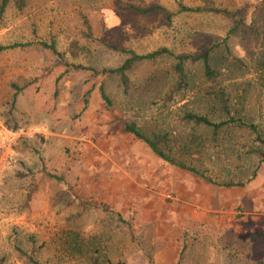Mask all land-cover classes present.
<instances>
[{"label":"rangeland","instance_id":"obj_1","mask_svg":"<svg viewBox=\"0 0 264 264\" xmlns=\"http://www.w3.org/2000/svg\"><path fill=\"white\" fill-rule=\"evenodd\" d=\"M213 1L248 5L247 23L257 31L231 35L227 48L214 51L215 82L205 81L198 62L187 63L188 87L170 94L173 57L140 62L127 73L126 92L116 78L103 80L111 111L98 81L66 72L48 51L0 53V264H95L104 257L112 264H264V161L246 155L254 136L226 127L213 140L209 129L181 120L188 111L222 121L204 98L222 87L264 137V3ZM202 2L23 0L0 18V45L36 35L53 39L70 62L118 65L121 55L96 42L72 58L69 37L87 24L93 37L118 49L197 56L219 45L228 20L188 13L167 23L165 13L139 15L129 6L176 12L178 3ZM10 84L24 88L14 109ZM125 123L164 134L165 152L215 184L164 163L123 131ZM190 138L201 148L198 163L180 154Z\"/></svg>","mask_w":264,"mask_h":264},{"label":"trees","instance_id":"obj_2","mask_svg":"<svg viewBox=\"0 0 264 264\" xmlns=\"http://www.w3.org/2000/svg\"><path fill=\"white\" fill-rule=\"evenodd\" d=\"M213 2V0H203L201 5L194 7H189L183 5L182 3H178L176 12H166L162 7H159L157 5L143 9H139L131 5L129 6V9L132 12L139 15L165 13L167 23H170L177 14L188 13L213 14L228 20L230 24L229 29L227 31L226 36L221 40L219 45L212 46L207 51L197 56L191 54L173 56L172 53L164 47L143 54H138L135 51L127 48L118 49L116 47H112L108 44H105L101 40L93 37L91 33V28L86 24V22L85 30H82L80 31V33L69 37V47L71 49L70 54L72 58H78L86 52L90 53L91 45L95 44L96 42L97 44L95 45L104 47L107 50L114 51L115 53L121 55V60L118 65H116L115 67L95 68L89 65L87 66L80 63L70 62L68 59H66L65 53L60 52L57 49L56 43L53 39L44 40L36 37V35H34L32 39L24 43L14 42L11 44L0 45V53L8 52L14 49H24L28 47L39 48L40 50L48 51L51 55L55 57L56 65L64 68L66 72L83 73L89 79L98 81L97 91L99 93L100 99L104 104L105 110L111 111L112 103L108 96L105 94L103 80L116 78L123 91L126 92L128 88L127 73L132 69L135 64L140 62H151L160 57L165 56L173 57V73L176 77V81L170 88V94L185 90L188 87L185 72V65L187 63L192 64L198 62L201 65L202 76L205 81L215 82L219 73L211 65V55L214 53V51L218 50L220 46L227 48V41L231 35L239 33L242 36H253L254 34H256L257 31L253 30V26L251 24L247 23L246 15L249 9L248 5H242L240 7L230 9L216 6ZM261 3H264V0H262L259 4ZM22 6L23 0H0V18L8 7H15L21 9ZM260 33L264 38V28L261 29ZM81 40H84L86 42L85 45H82ZM226 52L228 53V50H226ZM235 61L238 64L242 65L239 59H236ZM95 87L96 85L93 84L92 89H94ZM10 88L12 90L10 106L11 109H14L17 96L24 88L17 86L16 84H10ZM209 90L205 92L206 96H204V98L212 105L213 109L218 110V112L222 115L223 120L214 122L211 121L206 115L196 114L188 111L182 113L181 120L185 123L191 124L192 126H199L209 129L213 140H215L218 133L226 127H235L237 129L249 132L251 135L254 136V145L246 151V155H254L259 158L260 162H263L264 137L262 136L258 125L247 121L244 117L239 114L236 109H233L231 107L230 97L225 92V88H210ZM123 131L125 133L130 134L134 139L141 142L146 148L151 151L152 154H154L164 163L177 167L180 170L187 171L195 176H198L199 178L203 179L208 183L215 184L214 181L205 176L203 172H200L195 167H193L192 163H187L184 160H177L175 157L171 156L169 152H165L163 144L165 142L164 140L166 137L164 136V134L151 133L149 135H146L141 132V130L137 128L133 123H125L123 126ZM187 141V146L185 145L182 147V149L180 150V154L191 162L198 163L199 157L201 155V148H197V146L195 145V141H193L192 138L188 139ZM129 234L130 238H132L133 241L134 238L132 237L130 230ZM98 252V250L95 251V254H98ZM31 262L32 264H38L32 259ZM95 264L112 263L108 258L104 257L103 260H100ZM116 264L124 263L117 262Z\"/></svg>","mask_w":264,"mask_h":264}]
</instances>
